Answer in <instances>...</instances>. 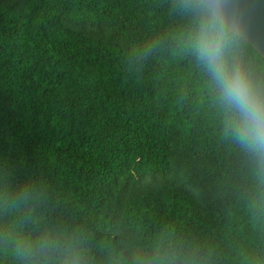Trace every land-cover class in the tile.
Listing matches in <instances>:
<instances>
[{
	"label": "trees",
	"instance_id": "16d2710c",
	"mask_svg": "<svg viewBox=\"0 0 264 264\" xmlns=\"http://www.w3.org/2000/svg\"><path fill=\"white\" fill-rule=\"evenodd\" d=\"M193 24L187 0H0V264H264V168Z\"/></svg>",
	"mask_w": 264,
	"mask_h": 264
},
{
	"label": "clouds",
	"instance_id": "9594fccd",
	"mask_svg": "<svg viewBox=\"0 0 264 264\" xmlns=\"http://www.w3.org/2000/svg\"><path fill=\"white\" fill-rule=\"evenodd\" d=\"M219 6L220 0H187L194 24L183 41L207 78L224 134L264 168V65L254 66L242 53L241 42L221 20ZM48 250L43 242L35 246L41 254ZM59 264L79 260L68 254Z\"/></svg>",
	"mask_w": 264,
	"mask_h": 264
},
{
	"label": "water",
	"instance_id": "95a60500",
	"mask_svg": "<svg viewBox=\"0 0 264 264\" xmlns=\"http://www.w3.org/2000/svg\"><path fill=\"white\" fill-rule=\"evenodd\" d=\"M219 12L221 20L264 57V0H220Z\"/></svg>",
	"mask_w": 264,
	"mask_h": 264
}]
</instances>
